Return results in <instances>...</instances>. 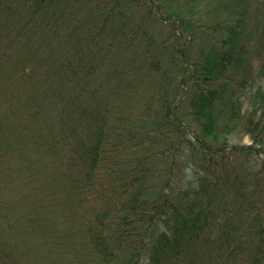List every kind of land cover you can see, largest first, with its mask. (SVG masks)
I'll return each mask as SVG.
<instances>
[{
  "label": "trees",
  "instance_id": "trees-1",
  "mask_svg": "<svg viewBox=\"0 0 264 264\" xmlns=\"http://www.w3.org/2000/svg\"><path fill=\"white\" fill-rule=\"evenodd\" d=\"M150 2L0 0V264H264V41Z\"/></svg>",
  "mask_w": 264,
  "mask_h": 264
},
{
  "label": "rangeland",
  "instance_id": "rangeland-1",
  "mask_svg": "<svg viewBox=\"0 0 264 264\" xmlns=\"http://www.w3.org/2000/svg\"><path fill=\"white\" fill-rule=\"evenodd\" d=\"M152 4H158L160 3L161 6L163 4V12H165L164 7L168 8L171 10L172 8H174L175 10H178L179 12H181V14L183 15V19L188 21L190 23V30H192L193 28H195L197 30V32L199 33L200 30H203V26L205 23L206 24H211L213 22H217L222 21V22H231V24H235L237 27L240 26V30L245 31V35L249 34L247 36V38H245V40H250L249 45L251 46V48L253 49V47H255L260 41H264V30L262 29L261 26L264 25V22H261L262 20H260V22L256 21V15L258 14V10L260 12V19L263 18L264 13L260 8V3L259 0H179V3H177L175 5L174 3L169 2V0H150ZM188 3L190 5V3H192V7L190 10H186L184 8V4ZM126 5H121V9L123 11L124 16L129 17V20L125 21V22H144L142 25V29H144L145 33L153 38V39H159L161 41L166 40L167 37L166 35L170 32V28L171 26H163L162 24L159 23V20H156V16L154 17L152 16H146L145 15V10L143 11V9H141L140 7H135V4H128L125 3ZM182 6V9H181ZM177 8V9H176ZM249 10L250 11V15L249 16H242V12L244 10ZM258 9V10H257ZM263 14V15H262ZM166 15V12L165 14ZM239 16H241V18L244 19H249V22H236V19L239 18ZM153 17V18H152ZM164 18V17H163ZM226 20V21H223ZM120 22V21H118ZM123 22V21H121ZM248 32V33H247ZM225 36V35H224ZM260 39V41H259ZM261 44V42H260ZM194 50H192V53H195ZM258 60H256L254 58L253 63H252V74L255 80L258 81V83H260V86L264 87V78L262 79V81L260 82V69L258 66ZM237 75V73H236ZM240 75V74H239ZM250 80L248 79L247 81L245 80L244 83L242 84L246 89L240 91V99L242 102V107H243V112L242 115H246V108L247 105L251 103V98L249 97L250 93H249V85H250ZM174 83H177V80H174ZM175 85V84H174ZM177 85V84H176ZM165 91H168L170 88V85H167L166 88L163 85ZM182 88L184 90V92L187 91L186 86L182 85ZM235 89V88H234ZM179 90V89H178ZM186 98V95L182 97L181 101L184 100ZM251 106V105H250ZM258 113L260 112V109H258L257 111ZM224 139H226V141L228 143H233V144H249L250 143V139L247 135L243 134V131H239L236 130L235 132L231 133L230 135H228L227 137H223ZM44 159H48V157L43 158ZM64 161L62 160V163ZM9 178V177H7ZM6 180V179H5ZM5 180H0V219L3 216H6L10 213H21V214H33L34 213V207L39 204V201H35V202H29L28 204V208L26 209V211L23 210V205L24 203H16V197L13 198V196L11 195H15L19 197L22 195V193L25 192V190H30V189H25L24 186L26 185H20L18 184L17 181H15L14 186L15 189L13 190L12 193H9V190L5 188V186H3V184L5 183ZM59 184V183H58ZM20 193V194H19ZM11 194V195H10ZM41 198V197H40ZM60 201H63V197H60ZM6 204H10V206L8 208H3ZM65 204V201L63 203L60 204V206H69V204ZM71 207L73 208V211H77L79 212V210L74 206L71 205ZM80 208V206H79ZM3 210H5V212H3ZM6 210H9L8 212ZM4 213V214H2ZM22 225L20 223H16V225ZM7 231V229H6ZM8 232V231H7ZM3 233H0V238L2 236ZM30 262V261H29Z\"/></svg>",
  "mask_w": 264,
  "mask_h": 264
}]
</instances>
